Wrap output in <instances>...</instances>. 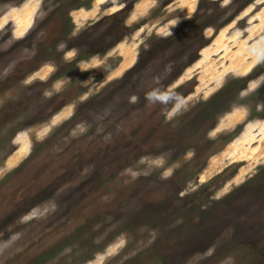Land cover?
Listing matches in <instances>:
<instances>
[{
	"label": "rangeland",
	"instance_id": "374dc122",
	"mask_svg": "<svg viewBox=\"0 0 264 264\" xmlns=\"http://www.w3.org/2000/svg\"><path fill=\"white\" fill-rule=\"evenodd\" d=\"M0 264H264V0H0Z\"/></svg>",
	"mask_w": 264,
	"mask_h": 264
},
{
	"label": "bare ground",
	"instance_id": "6f19581e",
	"mask_svg": "<svg viewBox=\"0 0 264 264\" xmlns=\"http://www.w3.org/2000/svg\"><path fill=\"white\" fill-rule=\"evenodd\" d=\"M261 13H262V12H261ZM261 13H260V14H261ZM219 42H220V41H219ZM220 46H222L221 43H219V46H218L216 49H218ZM223 46H224V45H223ZM255 48H256V45L253 47V49L251 48L252 50L249 51L248 53L255 51ZM222 49H223V48H222ZM256 50H257V48H256ZM209 53H210V52H209ZM258 54H259V52H258ZM237 55H239V54H238V53H234V54L232 55V59H231V60L233 61V58H235ZM241 55H243V53H242ZM230 56H231V55H230ZM230 56H229V57H230ZM248 56H251V55H248ZM224 57H225V56H224ZM254 57H255V56H254ZM242 58H243V57H242ZM232 65H233V64H232ZM235 65H236V67L238 68L239 65H237V64H235ZM235 65H234V66H235ZM244 66H245V65H244ZM232 67H233V66H232ZM232 67H231L229 70H231ZM234 68H235V67H234ZM240 69L242 70V68H240ZM236 71H237V70H236ZM206 78H207V77H206Z\"/></svg>",
	"mask_w": 264,
	"mask_h": 264
},
{
	"label": "clouds",
	"instance_id": "9594fccd",
	"mask_svg": "<svg viewBox=\"0 0 264 264\" xmlns=\"http://www.w3.org/2000/svg\"><path fill=\"white\" fill-rule=\"evenodd\" d=\"M83 71V70H82ZM81 84H85L86 83V81H84V82H80ZM149 99H152L153 98V95L152 94H149V97H148Z\"/></svg>",
	"mask_w": 264,
	"mask_h": 264
},
{
	"label": "flooded vegetation",
	"instance_id": "af4514ba",
	"mask_svg": "<svg viewBox=\"0 0 264 264\" xmlns=\"http://www.w3.org/2000/svg\"><path fill=\"white\" fill-rule=\"evenodd\" d=\"M178 31V29H176L174 32Z\"/></svg>",
	"mask_w": 264,
	"mask_h": 264
},
{
	"label": "trees",
	"instance_id": "16d2710c",
	"mask_svg": "<svg viewBox=\"0 0 264 264\" xmlns=\"http://www.w3.org/2000/svg\"><path fill=\"white\" fill-rule=\"evenodd\" d=\"M250 76V75H249Z\"/></svg>",
	"mask_w": 264,
	"mask_h": 264
}]
</instances>
